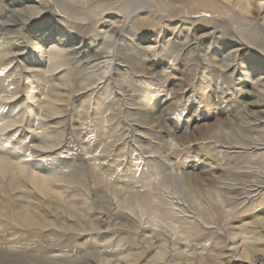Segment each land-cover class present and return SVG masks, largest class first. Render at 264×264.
Here are the masks:
<instances>
[{
    "label": "rangeland",
    "instance_id": "374dc122",
    "mask_svg": "<svg viewBox=\"0 0 264 264\" xmlns=\"http://www.w3.org/2000/svg\"><path fill=\"white\" fill-rule=\"evenodd\" d=\"M0 10V264H264V0Z\"/></svg>",
    "mask_w": 264,
    "mask_h": 264
},
{
    "label": "bare ground",
    "instance_id": "6f19581e",
    "mask_svg": "<svg viewBox=\"0 0 264 264\" xmlns=\"http://www.w3.org/2000/svg\"><path fill=\"white\" fill-rule=\"evenodd\" d=\"M3 0H1L0 1V7H1V2H2ZM4 7V6H3ZM40 7L38 6V5H26L23 9H21V10H23V12L26 14V15H23V17L21 18V20L19 21V22H17L15 25L16 26H19V24L18 23H20L21 25L24 23V21H26L27 20V17L30 15V14H33V13H35L38 9H39ZM2 10V9H1ZM0 10V11H1ZM7 21V20H6ZM0 24H5V21H2V20H0ZM196 40V42L199 40V38H196L195 39ZM61 46L60 45H53V46H51L49 49H48V53H49V55H50V57L49 58H53V60L55 61H59L60 59V56H61ZM109 53H107V55H108ZM52 56V57H51ZM113 57V56H112ZM97 58H101V56H97ZM108 58H109V56H108ZM97 60V59H96ZM105 59H103V61H104ZM110 60V59H109ZM98 61V60H97ZM107 61H108V59H107ZM106 62V61H105ZM104 62V63H105ZM98 64H99V62H98ZM101 64V63H100ZM108 66L105 68V71H104V76L102 77V80H104L105 79V77L107 76V75H109V73H110V69L111 68H113V66H114V60H112V61H110L108 64H107ZM60 66V65H59ZM44 102H45V104H47V103H51L52 101L51 100H44ZM50 113H51V111H50ZM47 116V115H46ZM0 165H2L3 167H5L6 166V169H9L7 166H13L14 167V169H15V171L18 173L19 172V174L20 175H22V177H24V179L25 180H28L29 182H30V186H31V188L33 189V190H36V191H38V192H42V193H50V192H56V191H53V189H55L54 188V186H56L55 184H56V182H55V180H53V178H50V177H47V176H44L43 174H41V173H39V172H37V171H34L33 172V170L32 171H29L27 168H25V164L23 165V166H21V167H19V166H17V165H15L14 166V164L11 162V161H9V160H6V159H2V158H0ZM26 177H27V179H26ZM255 187V186H254ZM264 190V187H257V188H255V189H250L249 191H248V193H249V196L250 197H252L253 196V193H255V194H259L261 191H263ZM57 193V192H56ZM3 205V204H2ZM30 212V210H27V211H24L23 212V214H22V216L20 217V218H22V220H24V221H26V222H29V223H31V222H35V223H37L35 220H33V219H31L32 217V214H29V212ZM19 213H21V211H19ZM40 217V216H39ZM260 221L264 224V218H261L260 219ZM42 222H44V220L42 221ZM231 250H234V251H236V253L239 255V256H241V257H243V258H245V259H247L248 261L249 260H251V263L253 264V263H255L256 262V259H254V255H253V250H250V249H242V251H241V253H238L239 252V250H240V247L239 246H236V245H233L231 248H230ZM160 253H161V255H162V257L163 256H165L167 253H166V248L165 249H163V251H160ZM261 264V263H260Z\"/></svg>",
    "mask_w": 264,
    "mask_h": 264
}]
</instances>
